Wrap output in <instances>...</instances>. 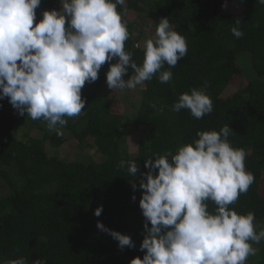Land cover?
I'll use <instances>...</instances> for the list:
<instances>
[{
    "label": "trees",
    "instance_id": "obj_1",
    "mask_svg": "<svg viewBox=\"0 0 264 264\" xmlns=\"http://www.w3.org/2000/svg\"><path fill=\"white\" fill-rule=\"evenodd\" d=\"M232 1L242 4L244 11L226 14L224 5ZM127 4L141 14V22L150 18L153 34L155 23L167 18L186 39L187 54L170 69L171 81L161 83L156 74L137 89L133 120L111 111L103 91L109 63L99 70L95 82L84 85L85 108L79 116L65 117L63 127L50 129L43 119L19 115L7 98L0 100V260L25 257L28 264L37 258L46 264H129L133 258L142 259L139 245L145 221L138 201L143 190L138 178L132 179L137 184L133 190L131 176L126 167L119 168V162L136 161L139 176L148 171L145 158L166 150L175 153L179 146L197 139L198 131H219L226 124L233 131L228 137L231 145L245 150V169L254 176L248 191L229 207L238 214L253 212L257 231L264 221V5L255 0H129ZM51 9L59 10L55 0H41L34 23L43 10ZM238 19L244 33L240 38L231 32ZM126 24L125 50L140 65L144 47H137V41L143 23ZM164 70H169L167 65ZM130 75L131 69L123 78ZM240 75L247 86L223 98ZM201 87L212 100V113L195 119L187 109L171 111L181 93ZM127 127L147 130L135 155L129 153ZM64 144L79 151L76 160L53 154ZM91 150L94 156L85 158ZM22 191L31 200L17 205L14 198ZM98 206L103 209L99 217L93 214ZM214 209L209 202V211ZM97 221L128 235L134 247L120 249L116 240L96 227ZM253 247L257 254L245 264H264V241Z\"/></svg>",
    "mask_w": 264,
    "mask_h": 264
},
{
    "label": "clouds",
    "instance_id": "obj_2",
    "mask_svg": "<svg viewBox=\"0 0 264 264\" xmlns=\"http://www.w3.org/2000/svg\"><path fill=\"white\" fill-rule=\"evenodd\" d=\"M255 2L264 5V0ZM125 3L59 0V10H43L34 23L41 0H0V100L7 98L19 115L43 119L56 129L67 124L65 117L81 114L85 108L81 90L98 79L105 63H109L106 85L112 91L136 89L156 74L161 83L171 81L170 69L187 54L186 39L161 18L154 36L144 42L138 65L124 46L129 32L117 7ZM240 23L236 20L237 26L231 28L236 38L244 35ZM129 69L131 75L124 79ZM182 109L201 119L213 112V103L204 87L192 88L171 106L174 112ZM232 133L228 124L219 131H198L197 139L175 153L166 150L145 158L148 171L139 176L136 161L119 162L131 176L133 190L137 189L133 178L139 179L143 190L138 206L145 221L139 245L144 255L129 264H245L257 254L253 243L264 241V227L257 231L253 212L238 214L229 207L254 183L253 174L245 169L247 153L228 139ZM209 202L214 211H209ZM102 210L98 206L93 214L99 217ZM96 227L120 249L134 247L128 235L99 221ZM46 262L32 260V264ZM0 264H28V259L0 260Z\"/></svg>",
    "mask_w": 264,
    "mask_h": 264
},
{
    "label": "rangeland",
    "instance_id": "obj_3",
    "mask_svg": "<svg viewBox=\"0 0 264 264\" xmlns=\"http://www.w3.org/2000/svg\"><path fill=\"white\" fill-rule=\"evenodd\" d=\"M54 1V0H53ZM128 1L126 0L125 5L117 7V10H121V15L122 19L125 23H143V25H139L138 32L141 33V38L138 39L137 45L141 46L142 48L144 47V42L152 38L154 36L152 32V27H151V20L149 17L143 18V22L139 20V16L141 14H137L132 8L128 7ZM131 1V0H130ZM55 3L58 4L59 7V0H55ZM244 11V7L242 4L236 1H232L226 4L224 7V12L226 14H240ZM142 14H146L145 11L141 12ZM247 61L249 62V59L247 58ZM250 63V62H249ZM258 68H262L261 65H258ZM247 80L244 79L242 75L237 76L233 79V81L229 84V86L226 88L223 98H227L232 96L234 93H236L238 90L243 89L247 86ZM142 86H138L136 89L129 90L126 89L124 91H119V90H111L107 87L106 83L103 86V91L105 94L109 97L110 100V108L112 113L119 114L122 116H126L130 119H135L136 118V112H137V107L133 108V104H136L135 102L137 101V98H139L138 94H135L137 89L140 90ZM125 134L127 136V145L129 149V153L132 155H135L137 153V146L138 143L142 138H144L147 134V130L144 127H140L138 129H133L130 127H127L125 130ZM79 151L70 148L67 144L55 148L53 151L54 155H57L58 157L62 159H66L68 161H74L76 160V157L78 156ZM94 152L91 151H86L85 158H90L91 156H94ZM18 198H14L15 202L17 205L27 202L31 200V197H29L24 191L18 195ZM264 227V221L260 225V228Z\"/></svg>",
    "mask_w": 264,
    "mask_h": 264
}]
</instances>
